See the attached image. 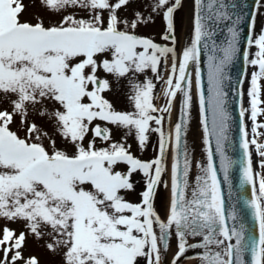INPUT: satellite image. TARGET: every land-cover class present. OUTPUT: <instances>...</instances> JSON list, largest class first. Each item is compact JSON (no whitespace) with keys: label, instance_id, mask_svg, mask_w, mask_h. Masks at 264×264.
<instances>
[{"label":"snow or ice","instance_id":"6c2138e0","mask_svg":"<svg viewBox=\"0 0 264 264\" xmlns=\"http://www.w3.org/2000/svg\"><path fill=\"white\" fill-rule=\"evenodd\" d=\"M184 6L0 0V264H264V0H191L181 45Z\"/></svg>","mask_w":264,"mask_h":264},{"label":"rangeland","instance_id":"374dc122","mask_svg":"<svg viewBox=\"0 0 264 264\" xmlns=\"http://www.w3.org/2000/svg\"><path fill=\"white\" fill-rule=\"evenodd\" d=\"M143 4H149L151 3V0H141ZM185 6L183 7L182 12L177 13V20L180 19L179 27H178V35L180 38V43L183 38L182 31L185 27V18L187 17V8L189 6V0H184ZM181 14V17H180ZM262 25L264 28V18L262 20ZM165 29V22L163 21L161 16H157L155 22H150L149 24L145 26H141L139 28V31L142 34L153 36L158 42H162V33ZM164 41V40H163ZM150 74V73H149ZM140 79H143L141 76ZM123 83V82H122ZM115 87V82H114ZM161 83L157 82V99L156 103L162 105L164 103V99L161 95ZM127 87L122 86L120 87L116 92H106L105 94L108 95L116 104V107L123 110H131V106L127 100ZM177 105L173 107L172 110V123L174 125V115L176 111ZM259 119L264 120V116L259 117ZM123 135V130H120L118 132L114 133V139H121V136ZM152 141L151 144H154L156 142V135L155 133L152 134ZM129 142L132 144V150L136 155H142V158H151L154 155V152L152 150L151 144L149 145L148 149H146L143 154L139 151L138 144L134 136L129 137ZM200 146V145H199ZM200 156V151L197 152V158ZM167 197L168 193L161 191L160 195L157 199V207L163 208L167 203ZM133 199H136L137 197L133 196ZM14 227H18V225H13ZM26 252H34L36 255H38L40 259V264H56V261L59 259L58 257H55L52 255V253L48 250H46L44 247L37 244L35 241L29 240V247L26 248Z\"/></svg>","mask_w":264,"mask_h":264},{"label":"bare ground","instance_id":"6f19581e","mask_svg":"<svg viewBox=\"0 0 264 264\" xmlns=\"http://www.w3.org/2000/svg\"><path fill=\"white\" fill-rule=\"evenodd\" d=\"M190 19H191V7H190V3L189 6L187 8V17H186V22H185V27H184V31H183V39H182V43L181 45H183L186 40L188 39L189 35H190ZM178 104L176 107V111H175V115H174V124L177 122L178 119ZM200 128H199V123H198V119H197V114L195 112V110L193 111V120H192V124H191V128L188 134V139L190 142H192L193 140L195 141V146H196V152L200 151V134H199ZM174 246V243H173ZM194 260L195 259H188L185 260L184 264H194Z\"/></svg>","mask_w":264,"mask_h":264},{"label":"water","instance_id":"95a60500","mask_svg":"<svg viewBox=\"0 0 264 264\" xmlns=\"http://www.w3.org/2000/svg\"><path fill=\"white\" fill-rule=\"evenodd\" d=\"M248 3L251 5L253 3V0H248ZM190 7H191V0H190ZM191 17H192V9H191ZM262 20H263V16L258 17V21H257V25H256V32L257 33H259V31L262 28ZM191 28H192V24H191V19H190V33H191ZM204 60H205L204 68H205V76H206V56L204 57ZM236 69L237 70L240 69V64L239 63H237ZM234 75H235V73H234ZM248 86H249V82L246 81L245 84H244V88L247 89ZM247 100H248V98H247V96H245V104L246 105H247ZM234 115H235V113H234ZM248 123H249V126H250L251 125V120L250 119L248 120ZM199 128H200V125H199ZM199 134H200V144L199 145H200V153H201V151H202V149H201V128H200ZM256 160H257V156H256ZM256 167H257V169H259L258 168V163L256 164ZM234 183H236L238 185V174H237L236 178L234 179ZM246 194L250 196V186H246ZM249 219H250V217H249ZM193 251H196V250H193ZM194 264H198V261L196 259L194 260Z\"/></svg>","mask_w":264,"mask_h":264},{"label":"flooded vegetation","instance_id":"af4514ba","mask_svg":"<svg viewBox=\"0 0 264 264\" xmlns=\"http://www.w3.org/2000/svg\"><path fill=\"white\" fill-rule=\"evenodd\" d=\"M153 138V137H152Z\"/></svg>","mask_w":264,"mask_h":264}]
</instances>
